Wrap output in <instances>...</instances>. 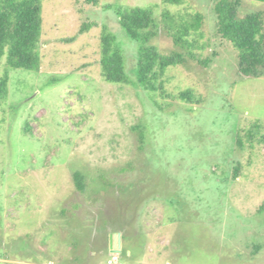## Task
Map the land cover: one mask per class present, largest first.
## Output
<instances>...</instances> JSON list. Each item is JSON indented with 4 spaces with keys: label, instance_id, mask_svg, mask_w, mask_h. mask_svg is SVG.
<instances>
[{
    "label": "rangeland",
    "instance_id": "rangeland-1",
    "mask_svg": "<svg viewBox=\"0 0 264 264\" xmlns=\"http://www.w3.org/2000/svg\"><path fill=\"white\" fill-rule=\"evenodd\" d=\"M124 6L149 7L158 21L166 10L201 13L208 46L196 53L210 64L168 68L156 96L106 82L104 27L129 70L137 60L117 15ZM253 12L264 2L241 0V15ZM214 32L211 0H42L41 68L12 70L0 102V264H107L121 220L139 249L119 264H264V145L236 144L257 121L264 134V78L240 75L236 51ZM150 45L176 49L164 29ZM187 89L198 102L177 98Z\"/></svg>",
    "mask_w": 264,
    "mask_h": 264
},
{
    "label": "trees",
    "instance_id": "trees-1",
    "mask_svg": "<svg viewBox=\"0 0 264 264\" xmlns=\"http://www.w3.org/2000/svg\"><path fill=\"white\" fill-rule=\"evenodd\" d=\"M89 5H97L99 0H86ZM215 19L214 37L230 44L236 51L237 71L246 78H264V13L253 12L241 15V0H211ZM264 2V0H253ZM168 5H180L184 0H163ZM119 23L127 36L138 44L136 63L127 68L126 57L115 34L107 27L100 34V67L103 79L112 84L134 85L137 89L158 95L165 93L164 77L170 67L183 65L188 60L207 67L211 58H202L196 53L205 49L200 44L203 37L204 16L201 13L188 14L181 18L166 10L162 20L155 18L153 9L142 6L117 8ZM92 23H85L80 34L88 31ZM164 29L172 39L175 50L163 54L150 45L160 30ZM42 37V0H0V102L9 96L10 73L12 70L37 72L41 68L42 57L39 50ZM198 37V39H197ZM215 54V53H214ZM177 98L188 103L198 102L194 91L187 89ZM144 128L139 127L141 140ZM261 122H255L245 134L239 130L236 138L237 149L252 152L256 142L264 145ZM234 167L232 179L236 180L242 164ZM79 191L86 188L80 171L74 173ZM264 213V202L259 208ZM128 221V220H127ZM120 222V221H119ZM124 231L130 226L120 222ZM109 231L107 244L111 233ZM109 251V250H108ZM107 251V252H108Z\"/></svg>",
    "mask_w": 264,
    "mask_h": 264
},
{
    "label": "crops",
    "instance_id": "crops-1",
    "mask_svg": "<svg viewBox=\"0 0 264 264\" xmlns=\"http://www.w3.org/2000/svg\"><path fill=\"white\" fill-rule=\"evenodd\" d=\"M128 229V228H127ZM114 234H118L120 235L119 237V246H121V254L126 251L128 252V255H130V257L132 256V254L136 253V249H137V253H138V238L136 237L137 235L134 233V230L129 232L128 230H116L115 232H113ZM111 233V234H113ZM109 251H108V256L111 255L110 252V239H109ZM107 248V249H108ZM169 264V263H168Z\"/></svg>",
    "mask_w": 264,
    "mask_h": 264
},
{
    "label": "built area",
    "instance_id": "built-area-1",
    "mask_svg": "<svg viewBox=\"0 0 264 264\" xmlns=\"http://www.w3.org/2000/svg\"><path fill=\"white\" fill-rule=\"evenodd\" d=\"M117 244L119 247V242ZM118 249H120V247L117 248L116 251L111 252V255L109 256L107 260V264H119L121 252H119Z\"/></svg>",
    "mask_w": 264,
    "mask_h": 264
},
{
    "label": "water",
    "instance_id": "water-1",
    "mask_svg": "<svg viewBox=\"0 0 264 264\" xmlns=\"http://www.w3.org/2000/svg\"><path fill=\"white\" fill-rule=\"evenodd\" d=\"M119 237H120V235H118V234H113V235H111L110 236V250H111V252H114V251H116V249L117 248H121V246H119L118 247V242H119ZM118 251L119 252H121V249H118Z\"/></svg>",
    "mask_w": 264,
    "mask_h": 264
},
{
    "label": "flooded vegetation",
    "instance_id": "flooded-vegetation-1",
    "mask_svg": "<svg viewBox=\"0 0 264 264\" xmlns=\"http://www.w3.org/2000/svg\"><path fill=\"white\" fill-rule=\"evenodd\" d=\"M113 234H114V233H113ZM113 234H112V235H113ZM107 250H109V248H108Z\"/></svg>",
    "mask_w": 264,
    "mask_h": 264
},
{
    "label": "clouds",
    "instance_id": "clouds-1",
    "mask_svg": "<svg viewBox=\"0 0 264 264\" xmlns=\"http://www.w3.org/2000/svg\"><path fill=\"white\" fill-rule=\"evenodd\" d=\"M121 249V248H120ZM110 252H111V250H110Z\"/></svg>",
    "mask_w": 264,
    "mask_h": 264
}]
</instances>
